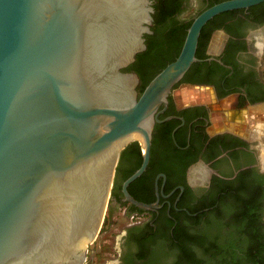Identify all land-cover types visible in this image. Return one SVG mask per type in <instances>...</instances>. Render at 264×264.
<instances>
[{"label":"water","instance_id":"95a60500","mask_svg":"<svg viewBox=\"0 0 264 264\" xmlns=\"http://www.w3.org/2000/svg\"><path fill=\"white\" fill-rule=\"evenodd\" d=\"M264 0H227L195 16L180 52L138 93L123 71L146 49L152 0H0V264H86L111 201L121 152L152 132L195 57L204 25Z\"/></svg>","mask_w":264,"mask_h":264},{"label":"flooded vegetation","instance_id":"af4514ba","mask_svg":"<svg viewBox=\"0 0 264 264\" xmlns=\"http://www.w3.org/2000/svg\"><path fill=\"white\" fill-rule=\"evenodd\" d=\"M223 1L227 0H165L172 14L163 24L184 25ZM192 7L193 14L184 18ZM210 21L203 58L189 74L196 83L184 76L173 88L166 109L157 117L162 122L155 123L152 132L146 170L137 178L139 182L136 179L127 187L139 202L157 203L155 208L144 211L123 202L121 184L127 172L133 174V160L119 158L107 212L121 210L129 223L120 231L114 264H183L185 232H207L205 225L211 219L210 224L225 225H220L219 244L241 237L226 226L237 193L233 190L241 180L247 188L263 193L257 212L264 225V124L257 122L264 115V2ZM183 87L207 90L208 99L179 103L176 93ZM214 106H221L224 128L213 127ZM203 214L210 216L193 223L192 218ZM174 231L179 240H171ZM192 250L201 257L193 246Z\"/></svg>","mask_w":264,"mask_h":264},{"label":"trees","instance_id":"16d2710c","mask_svg":"<svg viewBox=\"0 0 264 264\" xmlns=\"http://www.w3.org/2000/svg\"><path fill=\"white\" fill-rule=\"evenodd\" d=\"M152 1L154 9V13L152 14L153 25L150 27L152 35H144L145 51L137 54L134 63L123 70L125 72H135L138 75L140 79L139 94H141L145 86L156 74L178 56L186 31L192 22L190 20L186 24L177 26L176 28L172 27V25L164 26V19L172 14L171 9L166 7L165 0ZM207 24L200 32L195 53L197 59L203 58ZM198 64L194 63L191 66L185 78L189 77L190 72L195 71ZM192 77L188 78L190 79L189 82L196 83L194 81L195 78L192 79ZM125 157L133 160L134 173L142 162L141 149L137 142L129 144L122 151L120 158ZM131 174L132 171L127 172L125 178ZM140 180L137 179L136 182ZM127 190L130 193V189L128 188ZM233 191L237 193L232 197L229 213L231 217L227 220L226 226L230 227L236 235H240L241 237L232 240L226 238V236L224 244H219L218 239H220L222 227L220 225H225L220 221L210 224L213 222L212 219L205 225L207 226V232L201 231L200 234H189L187 230L183 236L184 238H182L186 242L185 247L182 249L183 264H264V231L262 230V226L264 225H261V218L257 212L259 208L257 200L263 193L258 188L255 190L247 188L243 180L238 182V187ZM227 195L228 193L224 197L221 196L219 201H222ZM133 197L139 201L138 198ZM133 210L137 209L133 207ZM203 216L208 218L210 215H199L191 220L193 223H197ZM173 239L179 240V235L176 231L173 232L171 240ZM192 246L201 253V257H198L192 250Z\"/></svg>","mask_w":264,"mask_h":264},{"label":"rangeland","instance_id":"374dc122","mask_svg":"<svg viewBox=\"0 0 264 264\" xmlns=\"http://www.w3.org/2000/svg\"><path fill=\"white\" fill-rule=\"evenodd\" d=\"M195 8L192 7L184 16L188 18L193 14ZM179 95V103H188L189 101L207 100L208 91L201 88H182L176 93ZM181 95V98H180ZM225 103H221L224 107ZM220 107H211L213 117V127L217 129L224 128L225 119L223 115L219 114ZM245 111V110H244ZM264 111V110H263ZM218 112V113H217ZM215 113H217L215 115ZM262 119V120H261ZM261 121L264 124V115L257 118V122ZM247 129V128H245ZM244 129V130H245ZM243 130V131H244ZM129 221L123 218L121 210L108 213L106 211L102 226L95 241L89 246L87 252L86 264H114L118 259L119 254V236L120 231L124 228ZM104 231V232H103ZM90 257V258H88Z\"/></svg>","mask_w":264,"mask_h":264}]
</instances>
